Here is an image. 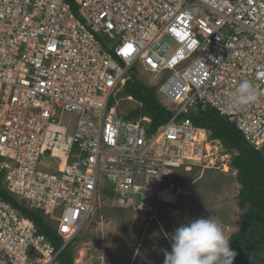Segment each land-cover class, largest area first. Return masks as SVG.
Instances as JSON below:
<instances>
[{"label": "built area", "instance_id": "2783aa9c", "mask_svg": "<svg viewBox=\"0 0 264 264\" xmlns=\"http://www.w3.org/2000/svg\"><path fill=\"white\" fill-rule=\"evenodd\" d=\"M173 34L177 51L165 40ZM190 43L193 57L176 70ZM138 65L170 72L157 92L172 118L157 128L110 105ZM244 79L258 99L236 109ZM209 107L264 151V0H0V181L65 241L55 250L0 199V264H60L101 192L149 219L176 205L182 175L218 160V141L191 118Z\"/></svg>", "mask_w": 264, "mask_h": 264}, {"label": "rangeland", "instance_id": "374dc122", "mask_svg": "<svg viewBox=\"0 0 264 264\" xmlns=\"http://www.w3.org/2000/svg\"><path fill=\"white\" fill-rule=\"evenodd\" d=\"M98 39L103 43L107 36L102 33ZM165 40L172 51H177L182 44L176 34ZM106 44L112 46L110 41ZM190 46L191 49L186 48L176 56V70H181L193 57L194 44L190 43ZM139 67L130 71V77L155 88L158 101L163 106L169 105L168 99L159 95L157 89L163 83L161 77L170 72L166 70L159 75ZM113 105L121 117H127L140 107L138 102L128 99L124 90L116 94ZM62 121L67 122L68 117L64 116ZM75 121L76 117L70 118L71 124ZM211 146L218 150L216 165L206 169L197 167L182 175L178 180L181 188L178 203L161 206L154 219L122 206L107 192H101L89 219L70 239L73 240L74 264H164V250L171 251L170 235L181 224L201 217L218 218L228 239L237 233L242 224L241 216L248 208L247 205H239L241 186L237 181V171L231 169L232 157L237 152H228L220 141ZM225 163H228V168ZM52 224L58 228L55 222Z\"/></svg>", "mask_w": 264, "mask_h": 264}, {"label": "trees", "instance_id": "16d2710c", "mask_svg": "<svg viewBox=\"0 0 264 264\" xmlns=\"http://www.w3.org/2000/svg\"><path fill=\"white\" fill-rule=\"evenodd\" d=\"M124 93L140 104L138 110L130 113L127 120L147 117L151 127L157 128L172 118L158 101L156 89L148 87L131 76L126 82ZM113 98L110 105H113ZM196 127L210 132L212 140H218L228 151H236L232 157L231 169L237 171V181L241 186L238 202L247 205V211L241 216L239 231L229 237L230 248L237 255L233 264H263L264 262V151L255 150L248 145L239 130L226 117L215 109L199 110L191 116ZM1 179V177H0ZM111 197L113 195L107 192ZM0 199L12 204L27 220L34 223L38 232L46 237L55 250H60L65 241L58 228L53 226L39 211L29 210L17 203L4 190L0 181ZM73 240L69 241L59 255L60 264H74Z\"/></svg>", "mask_w": 264, "mask_h": 264}, {"label": "clouds", "instance_id": "9594fccd", "mask_svg": "<svg viewBox=\"0 0 264 264\" xmlns=\"http://www.w3.org/2000/svg\"><path fill=\"white\" fill-rule=\"evenodd\" d=\"M252 82H239L232 106L242 109L257 101ZM171 251L164 250V264H233L237 253L230 248L218 218H197L181 224L170 235Z\"/></svg>", "mask_w": 264, "mask_h": 264}, {"label": "bare ground", "instance_id": "6f19581e", "mask_svg": "<svg viewBox=\"0 0 264 264\" xmlns=\"http://www.w3.org/2000/svg\"><path fill=\"white\" fill-rule=\"evenodd\" d=\"M125 54L128 55V56H131V55L133 54V52H132V51H127ZM199 136H200V138L204 139V138H205V133H204V131H201ZM216 148H217V147H216ZM207 149H208V150L211 149L209 145H207ZM220 158H221V157H220ZM224 162H226V160H224ZM211 163H214V160H212ZM225 165H226L227 168H228V163H225ZM229 168H230V167H229Z\"/></svg>", "mask_w": 264, "mask_h": 264}, {"label": "snow or ice", "instance_id": "6c2138e0", "mask_svg": "<svg viewBox=\"0 0 264 264\" xmlns=\"http://www.w3.org/2000/svg\"><path fill=\"white\" fill-rule=\"evenodd\" d=\"M129 47H131V46H129Z\"/></svg>", "mask_w": 264, "mask_h": 264}, {"label": "water", "instance_id": "95a60500", "mask_svg": "<svg viewBox=\"0 0 264 264\" xmlns=\"http://www.w3.org/2000/svg\"><path fill=\"white\" fill-rule=\"evenodd\" d=\"M263 264H264V262H263Z\"/></svg>", "mask_w": 264, "mask_h": 264}]
</instances>
